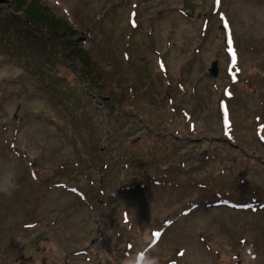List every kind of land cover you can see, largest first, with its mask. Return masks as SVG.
<instances>
[{"label":"rangeland","instance_id":"374dc122","mask_svg":"<svg viewBox=\"0 0 264 264\" xmlns=\"http://www.w3.org/2000/svg\"><path fill=\"white\" fill-rule=\"evenodd\" d=\"M9 1L0 264H264V0Z\"/></svg>","mask_w":264,"mask_h":264},{"label":"trees","instance_id":"16d2710c","mask_svg":"<svg viewBox=\"0 0 264 264\" xmlns=\"http://www.w3.org/2000/svg\"><path fill=\"white\" fill-rule=\"evenodd\" d=\"M18 7H14V11L18 13ZM27 20V22H24L22 19L19 17H14L13 15L9 14L6 16H3L2 20H0V36L1 38L3 37V40L5 41L6 39H12L13 37L15 38L19 43V45L28 53L31 51V46L29 45L30 40H32L35 37H40L42 40L46 39L43 37L41 33H39L37 30L42 31L43 29L41 26L35 22L33 19H30L29 15L24 12L23 14ZM33 27V29H32ZM37 29V30H36ZM29 33H32L30 36H28ZM48 36L49 33H48ZM49 41V40H48ZM16 43V42H15ZM50 44V42H49ZM18 45V44H17ZM52 46V44H50ZM55 50L52 52V54H55ZM66 58L68 53L65 51L61 52ZM67 54V55H66ZM81 75L85 76V73H81ZM92 93V92H91ZM93 96H97L94 92L92 93ZM108 109H113L112 105H106ZM116 107V106H115ZM106 108V109H107ZM111 110V111H112ZM108 111V110H107Z\"/></svg>","mask_w":264,"mask_h":264},{"label":"water","instance_id":"95a60500","mask_svg":"<svg viewBox=\"0 0 264 264\" xmlns=\"http://www.w3.org/2000/svg\"><path fill=\"white\" fill-rule=\"evenodd\" d=\"M0 4L2 5H7L9 8H10V11L12 13V15L14 17H19L21 18L22 20H24L25 22H27L25 16L23 14H19V13H16L14 11V8H13V3L9 0H0ZM40 31V30H38ZM209 73L212 77H216L217 74H218V71H217V64L216 62H214L212 65H211V68L209 69ZM41 237H37L35 240H34V243H37L39 241Z\"/></svg>","mask_w":264,"mask_h":264},{"label":"clouds","instance_id":"9594fccd","mask_svg":"<svg viewBox=\"0 0 264 264\" xmlns=\"http://www.w3.org/2000/svg\"><path fill=\"white\" fill-rule=\"evenodd\" d=\"M12 190V186L5 189H0V192H3L5 195H10ZM129 264H135V260L130 261ZM143 264H159V261L155 257L146 258L143 262Z\"/></svg>","mask_w":264,"mask_h":264},{"label":"snow or ice","instance_id":"6c2138e0","mask_svg":"<svg viewBox=\"0 0 264 264\" xmlns=\"http://www.w3.org/2000/svg\"><path fill=\"white\" fill-rule=\"evenodd\" d=\"M218 2H219V0H218ZM226 27H227V25H226ZM229 42L231 43V41H229ZM235 62H236V55H235V53L233 52V63L235 64ZM225 122L227 123V115H226V117H225ZM156 236L159 238L160 234L157 233Z\"/></svg>","mask_w":264,"mask_h":264}]
</instances>
